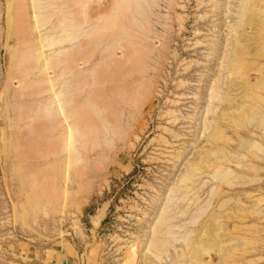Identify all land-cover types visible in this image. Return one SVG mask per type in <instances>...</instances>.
<instances>
[{"label": "rangeland", "instance_id": "374dc122", "mask_svg": "<svg viewBox=\"0 0 264 264\" xmlns=\"http://www.w3.org/2000/svg\"><path fill=\"white\" fill-rule=\"evenodd\" d=\"M62 249L264 264V0H0V264Z\"/></svg>", "mask_w": 264, "mask_h": 264}, {"label": "crops", "instance_id": "0c3cea01", "mask_svg": "<svg viewBox=\"0 0 264 264\" xmlns=\"http://www.w3.org/2000/svg\"><path fill=\"white\" fill-rule=\"evenodd\" d=\"M70 250L71 253L69 251H64L63 249L59 252H53L51 258H49V262H47L46 264H66L69 260H72L74 257V250Z\"/></svg>", "mask_w": 264, "mask_h": 264}, {"label": "water", "instance_id": "95a60500", "mask_svg": "<svg viewBox=\"0 0 264 264\" xmlns=\"http://www.w3.org/2000/svg\"><path fill=\"white\" fill-rule=\"evenodd\" d=\"M100 223H101V220H100ZM100 223H99V224H100ZM96 226H98V225H96Z\"/></svg>", "mask_w": 264, "mask_h": 264}]
</instances>
